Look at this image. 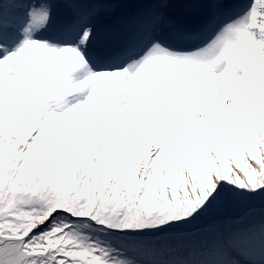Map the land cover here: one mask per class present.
<instances>
[{"label":"snow or ice","instance_id":"obj_1","mask_svg":"<svg viewBox=\"0 0 264 264\" xmlns=\"http://www.w3.org/2000/svg\"><path fill=\"white\" fill-rule=\"evenodd\" d=\"M264 0H0V264H264Z\"/></svg>","mask_w":264,"mask_h":264},{"label":"rangeland","instance_id":"obj_2","mask_svg":"<svg viewBox=\"0 0 264 264\" xmlns=\"http://www.w3.org/2000/svg\"><path fill=\"white\" fill-rule=\"evenodd\" d=\"M263 203H264V201H262ZM258 203V205L256 206L257 208H259V207H264L263 205L264 204H261V203H259V202H254V205H256Z\"/></svg>","mask_w":264,"mask_h":264},{"label":"trees","instance_id":"obj_3","mask_svg":"<svg viewBox=\"0 0 264 264\" xmlns=\"http://www.w3.org/2000/svg\"><path fill=\"white\" fill-rule=\"evenodd\" d=\"M262 201H264V198H261V199H258L257 201H255V202H259V203H261V204H264ZM258 205V203L256 204V205H254L255 207ZM264 206V205H263Z\"/></svg>","mask_w":264,"mask_h":264}]
</instances>
